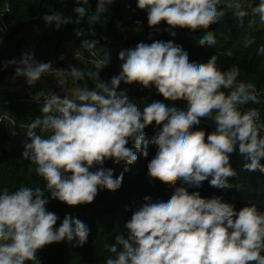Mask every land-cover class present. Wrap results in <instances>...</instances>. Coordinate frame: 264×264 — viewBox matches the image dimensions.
Wrapping results in <instances>:
<instances>
[{
    "label": "clouds",
    "instance_id": "obj_1",
    "mask_svg": "<svg viewBox=\"0 0 264 264\" xmlns=\"http://www.w3.org/2000/svg\"><path fill=\"white\" fill-rule=\"evenodd\" d=\"M75 3V17L45 14L41 17L45 26L54 25L58 31L73 24L77 26L74 35L82 37L83 18L98 22L116 0H97L94 12H89V0ZM221 4L222 0H136V8L147 14L148 26L164 22L169 26L164 31L171 37L176 36L173 29L194 32L219 23L224 16ZM235 7L243 23L248 12L239 3ZM248 7L264 23V0ZM200 41L215 46L214 32L204 31ZM98 43L83 40L81 48L94 54ZM257 51L264 55V45ZM118 59L122 61L119 74L101 81L98 71L95 90L77 87L74 99L43 91L34 95L37 102L43 98V117L28 125L21 155L36 165L35 172L46 182L49 195L25 186L15 191L0 189V264H41L37 251L53 243L75 240L74 246L82 247L88 241V225L66 214L56 227L60 218L47 209L49 201L85 205L93 203L100 191H117L129 169L114 176L103 165L108 160L132 165L138 154L148 156L149 143L156 146L147 164L149 178L180 186L169 196L144 197L124 225L126 235L115 236L109 248L115 255L105 264H264V211L254 203L237 210L221 196L205 198L199 191H189L204 181L221 190L233 188L229 178L238 173L230 156L237 151L246 161L244 170L264 173V124L258 123L257 109L241 110L249 102L260 103L255 85L238 82V66L222 71L216 54L203 62L174 40L140 42L121 49ZM110 62V54L105 53L95 66L103 70ZM9 67L14 69V79L23 77L30 87L58 71L28 50L19 59L3 62V70ZM68 71L74 81L84 79L81 69ZM57 82L64 88L62 81ZM122 82L155 88L164 100L186 104L177 107L153 100L141 110L127 89L120 88ZM205 117H212L216 125L207 135L196 127ZM153 122L159 131L149 141L144 130Z\"/></svg>",
    "mask_w": 264,
    "mask_h": 264
},
{
    "label": "trees",
    "instance_id": "obj_2",
    "mask_svg": "<svg viewBox=\"0 0 264 264\" xmlns=\"http://www.w3.org/2000/svg\"><path fill=\"white\" fill-rule=\"evenodd\" d=\"M89 3L91 6L89 12H94L97 0H89ZM229 3L234 5L239 3L248 12V15L243 18V23L235 15L237 9L231 8ZM249 3H258V0H222L220 7L224 16L219 23L200 26L194 32L186 28L173 29L176 36L171 37L164 31V28L169 27L164 22H161L159 26H148L147 14L136 8V0H116V3L110 6V10L100 16L98 22L90 21L87 17L83 18L79 27L84 30L85 35L77 37L73 31L76 25L68 24L57 31L54 25L45 26L41 19L43 15L52 13L75 17L74 8L78 6L75 0H0V29L4 34L5 43L14 42L24 32L31 33L40 25L61 34L60 43L69 41L71 38L82 42L106 37V42H100L95 49L101 60L104 59L105 53L110 54L109 65L120 62L118 52L121 49L134 48L140 42L150 44L154 40H174L176 44L188 51L190 56H199L203 62L216 54L218 68L226 71L236 65L240 68L238 82H250L255 85L260 103L249 102L241 106V110L257 109L258 123L264 124V55L258 54L257 51L259 46L264 45V28L257 25L260 19L252 14L251 8L248 7ZM111 21L113 26L121 31L107 34L106 29ZM204 31L214 32L215 46L201 43L200 36ZM13 58L19 59V54L17 56L0 55V189L7 188L9 191H15L21 186L40 188L47 196L49 193L45 187L46 182L36 174V165L22 159L21 155L27 140L28 125L35 119L43 117L42 106L32 103L29 96L8 94L1 89L14 73L11 67L3 70V62ZM90 66L95 65L89 64L87 68ZM97 72L93 71L90 75L84 73V79L79 81H74L70 76L68 81L74 89L87 87L95 90ZM104 72V69L101 73L99 72V78ZM129 97L140 102L137 103L139 107L142 105L145 107L153 100L177 107L186 104V101L182 100L172 102L164 100L162 96L146 95L140 93L138 89H135ZM196 127L203 128L207 135L215 130L216 125L212 117H205ZM36 131L39 132V128ZM144 131L145 138L151 141L159 128L153 122ZM261 135H264V131ZM127 147H131V142ZM147 151V157L138 154L137 161L132 165H126L124 162L115 164L111 160L105 162L103 166L111 168L114 176H119L125 167L129 169L124 172L121 187L117 191L111 192L106 189L100 191L93 203L85 205L68 206L58 200L49 201L47 209L60 218L56 227L60 225L66 214H70L73 218H78L87 224L90 233L88 241L82 247L74 246L76 244L74 240L53 243L38 250L37 259L41 261V264H105L108 257L115 255L109 250L110 245L115 243V236L126 235L124 225L131 218L133 211L144 202V197L150 196L155 200L162 196H169L175 187L180 186L179 182L164 183L149 178L147 164L155 156L156 146L149 143ZM230 162L238 173L236 177L229 178L233 188L221 190L210 186L208 181H204L201 187H193L189 191H199L205 198L221 196L224 201L234 203L237 210L246 204L254 203L260 211H264V173L258 170L255 172L244 170L243 165L246 161L238 151L231 154ZM26 264H34V262L27 261Z\"/></svg>",
    "mask_w": 264,
    "mask_h": 264
},
{
    "label": "rangeland",
    "instance_id": "obj_3",
    "mask_svg": "<svg viewBox=\"0 0 264 264\" xmlns=\"http://www.w3.org/2000/svg\"><path fill=\"white\" fill-rule=\"evenodd\" d=\"M229 4L231 8L235 7L233 3H229ZM3 37H4V34L2 30L0 29V40H2V44H0V52H2L4 56H6V53H8V56H12V55L17 56L19 54V57H21L22 53L25 50H28L34 53L35 59L49 62L51 60H55L57 57L56 55L60 54L61 51L65 55L63 51V48L65 47V45L64 43H60L62 35L53 32L51 29L43 25L35 27V29L31 31V33L24 32L20 37H18L12 43H5ZM74 42H76V40H74ZM59 48L61 49L59 50ZM73 52H78V50L71 51L69 54L66 55V57L71 55ZM121 63L122 61H120L119 63H116V65L115 64L109 65V67L106 69L104 68L105 72L103 76H101L99 79H104L105 81H108L110 80L112 76L119 74ZM87 67L88 66L84 67V69H86ZM90 69H91V72L93 71L94 72L99 71L100 73L102 72V70H98L96 66H90ZM69 77L70 76H67V81ZM67 81H65V84H64L65 91H67V88H69V85H68L69 83ZM138 87H139V84H136V83H133L131 85H125L122 82L120 85L121 89H127L128 96L130 94H133L134 90L135 89L137 90ZM59 90H61L60 92L63 97L62 87L60 85H59ZM133 102L136 104L140 103V102H137V100H133ZM143 107H144L143 105L140 106L141 110L143 109Z\"/></svg>",
    "mask_w": 264,
    "mask_h": 264
},
{
    "label": "built area",
    "instance_id": "obj_4",
    "mask_svg": "<svg viewBox=\"0 0 264 264\" xmlns=\"http://www.w3.org/2000/svg\"><path fill=\"white\" fill-rule=\"evenodd\" d=\"M256 16H258V15H256ZM97 41L99 43L100 42H106V37H101V39H99ZM98 60H101V58L97 54L96 49H94V54L89 53V52L85 51L84 49L83 50L80 49V50H78V52H73L70 55V59H67V61H69V62H67L66 59L61 60L60 58L55 59V60H51L49 62H51L53 67L56 68L58 71H53L52 73L47 74L46 76L42 77L41 80L36 83V85L39 87L40 91H43V92L48 93V94L53 93V94L59 95L61 98H63L59 92V85L57 82V78L60 75H62L63 73H69L68 69L70 67H76L77 69H81L83 72L84 67L89 66V64L96 65V62ZM38 61H41V60H38ZM41 62H47V61H41ZM61 69H63V70H61ZM51 79L54 80V82L50 84ZM12 82L26 83V81L23 77H19V78L14 79V76L12 78ZM138 90L140 93H143L146 95L151 94V95L160 96L156 93L155 88L145 89L139 85ZM32 103H34L35 105L42 106L43 105V98H41L40 102H37L34 99H32Z\"/></svg>",
    "mask_w": 264,
    "mask_h": 264
},
{
    "label": "crops",
    "instance_id": "obj_5",
    "mask_svg": "<svg viewBox=\"0 0 264 264\" xmlns=\"http://www.w3.org/2000/svg\"><path fill=\"white\" fill-rule=\"evenodd\" d=\"M259 27L261 28H264V23H261L260 20H258V24H257ZM74 40H76V38H71L69 39V41H66L64 42V45L65 47L63 48V51L65 53V55L63 54V52L61 51L60 54L63 55L64 59H70V55L68 57H66L67 54H69L71 51H75V50H80L82 49L81 48V42L79 40H76V42H74ZM61 48H59L60 50ZM58 50V49H57ZM83 50V49H82ZM56 51V50H55ZM60 54H57L55 57L56 59L60 58L61 55ZM0 55H3L2 52H0ZM6 56H8V53H6ZM54 57V58H55ZM86 73V74H91V69L90 67L89 68H86L84 69L83 71V74ZM14 76V73L13 75L2 85V90L5 92V93H8V94H18V95H21V96H29L31 99H33L34 95L38 92H41L39 87L35 84L34 86H28L27 83H21V82H12V78ZM67 76H71L69 73H63L62 75H60L57 80L59 81H62L64 84H65V81H67ZM56 80V79H55ZM54 80L51 79L50 81V84L53 83ZM69 83V81H67ZM69 85V88H67V91H65V86L64 88H62V94H63V97L65 95H67L69 98H75L74 96V92H75V89L72 85H70V83L68 84ZM61 90H59L60 92ZM61 94V92H60Z\"/></svg>",
    "mask_w": 264,
    "mask_h": 264
},
{
    "label": "water",
    "instance_id": "obj_6",
    "mask_svg": "<svg viewBox=\"0 0 264 264\" xmlns=\"http://www.w3.org/2000/svg\"><path fill=\"white\" fill-rule=\"evenodd\" d=\"M118 31H121V29L119 28H116L113 26L112 24V21L110 22V24L108 25V28L106 29V33H115V32H118Z\"/></svg>",
    "mask_w": 264,
    "mask_h": 264
}]
</instances>
